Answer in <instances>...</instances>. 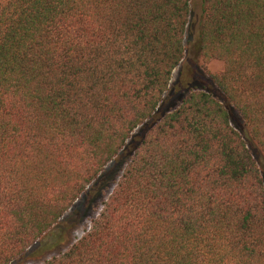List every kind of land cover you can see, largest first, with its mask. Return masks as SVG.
<instances>
[{
  "label": "trees",
  "instance_id": "obj_1",
  "mask_svg": "<svg viewBox=\"0 0 264 264\" xmlns=\"http://www.w3.org/2000/svg\"><path fill=\"white\" fill-rule=\"evenodd\" d=\"M189 17L190 0H0V264L64 245L120 158L41 264H264V0H202L196 50L223 70L158 116Z\"/></svg>",
  "mask_w": 264,
  "mask_h": 264
},
{
  "label": "rangeland",
  "instance_id": "obj_2",
  "mask_svg": "<svg viewBox=\"0 0 264 264\" xmlns=\"http://www.w3.org/2000/svg\"><path fill=\"white\" fill-rule=\"evenodd\" d=\"M201 8L202 0H190V17L187 26L186 37H185V56L181 61L180 65L173 72L172 79L170 82V91L165 94L164 101L160 105L157 115L161 116L173 109L178 105L177 101L184 98L185 95H179L175 101V104L170 103L171 95L173 94L174 87H179L181 81L185 79L189 83L192 79L198 76V73L205 74L208 72L210 74H219L223 70V64L219 61H212L211 63L204 65L200 55H198L196 50V42L199 33V26L201 21ZM207 76V75H206ZM236 125V124H234ZM139 129L134 133L137 134ZM126 161L120 158L117 161L110 163L101 175V180L103 182L99 183L102 188L98 192H91L90 189L93 186H89L80 198L74 203L70 211L64 216L63 226L67 227L68 230V240L67 242L60 246L59 248L52 250L39 258H32L22 260V263L26 264H41L44 260L59 254L60 252L66 250L71 244H73L78 238L82 236L84 231H86L91 221L97 216L100 211L102 203L108 198L113 188L115 187L121 173L125 167ZM260 169L264 173V165H261ZM59 230H54L49 236L43 239V244H51L56 242V236L59 234Z\"/></svg>",
  "mask_w": 264,
  "mask_h": 264
}]
</instances>
